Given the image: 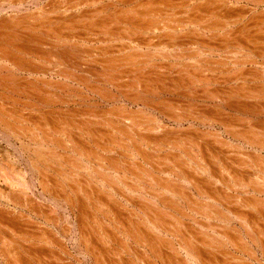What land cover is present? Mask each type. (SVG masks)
<instances>
[{
	"label": "bare ground",
	"instance_id": "1",
	"mask_svg": "<svg viewBox=\"0 0 264 264\" xmlns=\"http://www.w3.org/2000/svg\"><path fill=\"white\" fill-rule=\"evenodd\" d=\"M192 1L195 2L197 0H181V1H177V0H149V1H147V3L144 2L145 4L139 6V8L138 7L133 8L132 6H130V7H132V9L129 8L130 10H126V11H123L121 13L119 12L118 15H113L112 17H110V19L108 21H97L95 18L102 11L101 12L99 11L100 13L99 12L97 13V11L95 10L94 17L88 16V17H91V22L87 23L86 25H81V26H80L81 23H79V22H81L80 20L77 19L76 21H72V20H75V19L71 18L72 16L69 18V15L71 14V13L69 14V12L74 7L79 6L77 3L75 5L76 0H73L71 2V3H74V5H75L74 7L69 5V4H66V5L63 4L64 5V6L62 5L63 7H59V6L56 7V4H55V7H52L53 5H51V10L46 8V7H45L46 9L44 8V10H42L43 8L40 9L42 11L39 13V15L43 16V17H40V19H38L39 17L37 18L38 13L35 14L34 16H31V13H30V15L27 14L28 16H24V14H22L24 17H22V15L20 16L19 14L18 15L14 14V16L11 14L12 17H3L0 19V71H1V73H0V136H1L0 138L1 139L0 140L3 139L5 141H7V140H10L12 138L17 143H20L19 147L22 148L25 152H30L32 154V156L34 157L33 158L34 160L32 159L33 161H31V163H29V165H31L30 167H32L35 170L34 172H36V175H37V179L30 178L29 182H27L23 178L25 176V175L23 176L24 173L21 175V173H22V171H20L21 169L18 171L17 167H15L16 163L14 161L12 162L8 158L3 160V161L0 160V183H2L4 185V187L6 186L8 188V189H6L3 187H0V204L4 202L5 203L4 206L13 205L15 209H17V208L19 209L21 204H20L18 196L21 194H22V196L27 195L29 189H31L32 187L33 188L38 187V189L41 188V191H42L41 195H43L44 192H50V193H52V195L54 193V197H56L57 199H60V197L64 194L62 196L64 201H66L67 203H69L72 206L77 207V209L78 208L80 209V212H79L81 214V216H80L81 222L80 223L83 224L84 226L80 225V226H82V228H80V232L79 231L78 232L81 235V240H82L83 245H85L84 247H86V251L89 252L87 249V247L89 246L93 252H96L97 255H95V258L97 259V262L100 260L102 262V264L111 263V262H108V260H107L108 256L110 257V255L108 253H103L104 249H108V252L110 250V248H106V247H108V244H107L108 240H104L105 239L104 237L107 238V236L110 235V231L105 232V230H107L106 228H108V227H106L103 222L100 223V221H97V220L101 219V218L100 219L98 218L99 215H101L103 217H105V215H107V216L113 215L114 216L113 218L115 219L114 222L117 221L120 228H122L123 231L126 232L127 237L131 238L136 244L142 245L143 248H145V249L148 248L149 251H151V253L154 256L159 257L160 260L163 258L164 259L163 261L167 264H188V260H193L194 263L195 262L199 263V261H200L201 264H229L231 262L229 259L231 256L229 257L228 256L229 252H226L225 250L224 251L226 253L224 252L223 256H224V258L226 256L229 258H226L225 260L221 261V259L219 257L220 252H222L219 250L220 246L223 247V245L228 242V244H231V246L233 248H236L235 250H238L237 252L240 251L242 253L248 254L249 241H251V243H253V244H258V243L263 242L262 239H264V228H262L263 227L262 225L264 223L262 224L259 221L260 220L259 218L260 217L262 218V215L264 213V200L260 198L262 195H264V190H262L260 188V186L257 184V182H256L257 179H255V177H257L259 175L261 176V174H263L264 172L261 174H258V175L252 174V175H255V177L253 176L254 178L253 177L252 178H253V181L256 180L255 181L256 183H254L251 179H249L248 181L251 180L252 183L250 182L247 185V183H246V182H248L246 179L247 176H245L246 174L244 175L243 165H241L242 162L237 161L238 165L235 167H238V168L234 169V171H233L234 172L233 177L235 176V179H234L235 184L234 185L236 187L238 186V188L243 189L240 191V193H237L236 196L234 195L235 196L234 199H236V201L238 203V205H237L236 202L233 201V197L229 193L230 191H232V187L229 184H227L225 179H223V177H226V176H223L220 179L221 184H223L224 186L226 185L225 189H223V190H222V188L219 190L214 189V185H213L214 183L212 182V180H208V179L205 180V179H203V177L202 178L199 177V175L202 174V172H205V168H206L205 163L206 164L208 163L207 167H210L209 170L211 171V174H210L211 179H214V180L216 179V177H217L216 168L214 169L213 164H209V162H206L209 157L208 158L203 157V159H202L203 165H201V163H199L197 161V155L195 154L196 152L194 153V151H192L190 153L188 150H184V151H180L179 154H176V153L173 154V153L167 152V154L163 153V154H158L157 156H155L156 154H154L156 150H159L160 152H162V151L164 152L165 148L181 150L183 148L182 143H185V142L190 141V140L192 141V144L195 146V145H197L198 142L195 143L194 140L197 139L196 136H200V135H196L194 138L191 135V138H186L188 140L185 142L182 138L181 139L179 138V140H178V137L175 138L177 135H175L172 139H168V137L170 136L167 133V131H169L168 130L169 127H166L167 125L165 126L164 124L162 125L161 122L156 120V119H153V118L148 119L147 118L145 120H143V119L141 120V118L136 117V114L131 112L132 110L131 111L129 110L127 112L125 111V113L122 114V113H120V110H119V109H121V107L120 108L115 107L114 109H109V111L105 112V111H102L103 109L101 110L102 104H98V103H94V104H92V107H90L89 109H85L86 105H84V108H83V104H85L84 101L85 100L89 101L88 98H90V97H85V96L83 97L84 92L80 88H79L80 90H73L75 92H73V94H72V92H71L72 90L69 89V87L66 84H58V82H57V83H53V85H52L50 80H46V79L39 80V78H37V77H36V79H38V80H34V79L31 80V78L20 79V77L17 78L13 74V70H15L18 72H27V73L33 74L35 76L42 75L44 77L47 75H51V77H57V78L62 77V79H66V80L68 79V80L75 81V82L79 83L78 85H85L86 88H88L90 92H93L92 94L97 95V97L99 96V98L102 101H106L109 104L116 102L117 100H119V97H117L112 92H109L110 89L108 91L102 86H98V85L94 86L93 83L91 85H89L88 84V83H90L88 81L89 78H86L83 76H78L75 74V73H77L75 71L81 69L82 67H86L87 69L88 68L92 69L94 67L93 64L94 65L97 64V65H100L102 67V70L101 71H95L93 69L94 70L93 72L95 74V79H97L96 77H98V78H102L103 76L107 77L110 84L112 86H114V88L118 89V91L120 92L119 93L120 97L126 98L127 101H131L133 104L143 105L147 109L152 107L153 110L155 109L163 117L170 119V121H172L174 123L177 122V124L183 123L182 120L187 121L188 119H190V120L191 119H193V120L198 119V116H201V115H202V117H204L203 119H201L203 121L205 120V121L211 122V121L216 120L219 122L220 120H222V123L225 122L222 125L223 126L225 125L227 127L226 132H229V134H232V136L233 135L239 136V134H236V133H238L237 131H240V130H238L240 128H237V126L234 123H232L233 120L231 119L230 116H233V115L230 114L229 118H227L228 115H226L224 108H227V109L231 108V110L233 108H237L238 111H241V112L248 111L249 114H252V115L253 114H264V105H260V106H259V104L253 105L252 101H250L252 103L248 102V99H251V98L253 99V96L250 98V97H248L250 95H247V90L250 92L251 89L249 90V89L245 88V86H246L244 84L245 79H244V83H243L244 86L241 84L243 87L241 86L239 88L240 91L242 90V92H237L238 90L237 91L234 90L235 87H234V89L231 88L228 90H226L225 88L224 89L223 88L217 89V91L216 90L213 91L212 88H211V90H207L204 93L207 100H210L213 102L215 101L217 103L220 102L222 104V105H217L215 107V109H210L208 106H206L207 104L206 105L203 104V105H201V107L192 106V105H190L192 102L189 101L190 102L189 105L187 104L181 108L182 112L180 114L174 113L175 115H170L173 113L172 112L171 113L169 112L170 114L166 113V111H167L166 109H170V111H171L172 109L175 108V110H177L178 107H180L178 102L175 103L172 101L171 102L163 101V102H160L158 104H155L151 100L149 101L148 100L149 98L145 99L143 96H141V95L139 96V94H135V93L132 94L131 93V91L132 90L134 91V89H140V90L142 89V92H144L147 95L154 93L153 92L154 89L157 90V88L158 89L160 88V90H162V89L168 90V87L166 84L167 80L164 78L163 75H161L160 72L157 71L159 68L161 69L163 67V65H162V67H160L159 66L160 63H159L158 66H155V64H153V61H152L154 58L152 55L141 54L140 51H139L140 53H136V52H138V49L136 50V48L133 49L134 53L129 52V51H131V49L124 48V47H123L124 49H122V50L119 49L118 51L113 52L110 50V48L112 49V46H110V45H108V47H110V48H107V50L105 47L104 48L102 47L104 50H102L100 48L97 51L93 50L92 52H89V53H86V51H84V50H83V52H79L76 50L77 47H75L76 52L74 51V53L72 51H70L71 49L68 50L69 47L64 48V46H66L65 38H69V37H64V35L66 33L67 34L69 33L70 35H74L75 32H77V30L79 31V27H82V26L85 28L87 27V30L94 35H96V34L103 35V39L100 38L101 40H98V42H100L101 45H102V43L104 44L106 41H114V40L115 41H121V40L126 41L127 40L126 42H124V44L127 43L126 46H128V45L132 46L133 43L135 45V43H137L139 40L137 42L134 41L135 38L132 36H133L134 32L137 30L142 31L144 29V31L146 30L150 33V32L159 31V28L161 27V30L167 29V30H171V31L175 32L176 31V29L174 27L175 25L173 26L174 28H171L170 21L171 22L173 21V24H177L176 26H178V23H180V22L175 20V19L174 20L168 19L170 21L161 20L162 14L160 15L156 12L159 10V9L155 10V9H157L156 7H166V8H170V9H173V7L174 8H176V7L177 8L178 7H182V8L185 7L186 8L188 6V4ZM198 1H201V0H198ZM6 2H8V1H6ZM81 2H83V1H81ZM23 3L25 4V0H20L19 5H17L18 3L16 1V2H14V4H11V7L15 8L17 11H20L22 9ZM83 3H85V1ZM209 3L207 2V4H209ZM211 3H213V2H211ZM217 4H219V3H217ZM15 5H17V6H15ZM211 5H213V4H211ZM69 6H71L72 8H70ZM134 6H136V5H134ZM20 7H21V9H20ZM106 7H107V5H106ZM202 7L203 6H201V11H202ZM242 7H244V6H242ZM35 8H37V7H35ZM38 8H39V6H38ZM62 8H63V10L65 9V14L63 16L59 17L57 15H54V17L57 16L59 18L58 19L57 18L56 19L50 18L53 13L59 15L58 10H61ZM211 8H213V7H211ZM224 8H225V6H224ZM197 9L200 11V8H197ZM40 10L37 9V11H40ZM81 10H83V9H81ZM102 10H103V8H102ZM211 10H213V9H211ZM215 10L216 9L214 7V11ZM245 10H246V8H245ZM28 11L29 10H27V12ZM46 11L48 13H46ZM176 11H177V9L174 12H176ZM161 12H162V10H161ZM6 13H8V12H6ZM48 14H49V16H47ZM81 14H83V13H81ZM85 14H86L85 16H87V13H85ZM106 14H108V13H106ZM61 15H62V13H61ZM79 15L80 14H78V16ZM89 15H91V14H89ZM80 16L78 18H82V17L85 18L84 15L82 17H80ZM215 16L216 15L212 11H210V10L205 11L204 10L203 14H201L199 16H197V15L193 16L192 23H194L196 25L206 23V24H208L207 27L210 28V30L215 31V30H218V28H219L218 25L216 23L210 22L211 18H213ZM108 17H109V15H108ZM73 18H74V16H73ZM82 20H83V18H82ZM83 21H85V20H83ZM218 22H220V21H217V23ZM185 24H186V22H185ZM57 25H60V27H57ZM258 27H259V29H261V21L258 22ZM177 28H179V26ZM204 28L205 27H203V29ZM252 28H254V27H252ZM255 29H257V28H255ZM201 33H203V31H201ZM42 34H47V36L49 35L48 39H46V40L43 39L44 37L43 38L41 37ZM92 34H90V35H92ZM179 34H181V32ZM158 35H160V34H158ZM197 35L199 36V33ZM214 35H212V37H214ZM234 35H236V34H234ZM241 35H242V33H241ZM190 36L191 35L189 34V37ZM195 37H196V35H195ZM154 38H155V36H154ZM170 38H172V37H170ZM183 38L181 40H183ZM229 38H228L227 44H226L227 47H228V43H229ZM195 40H197V39H195ZM206 40H208V39H206ZM213 40H214V38H213ZM215 40H216V38H215ZM254 41L256 42L257 40L255 39ZM141 42H142V40H141ZM185 42H189V40L185 41ZM77 43L78 42H76V44ZM111 43L113 44V42H111ZM204 43L207 44L206 41ZM213 43L215 44L214 41H213ZM195 44L196 43H194V45ZM33 45H36V46H33ZM209 45H211V44H209ZM38 46H41V47H38ZM45 46H47V48H49V49H46ZM138 46L140 47L139 48L140 50L142 49V52H143V48L144 49L146 48V46H140V45H138ZM149 46H151V45H149ZM160 46L162 47V44ZM211 46H212L211 48L214 47L213 45H211ZM234 46L235 45H233V47ZM252 46H254V44ZM113 47H114V45H113ZM134 47H137V46L135 45ZM229 47H231V46H229ZM238 47H240V46H238ZM43 48L46 50H44ZM246 48H248V47H246ZM190 50H192V49H190ZM235 51H237V50H235ZM148 52H149L148 50H147V52L145 51V53H148ZM203 52L205 53V51H203ZM176 55L177 54H175V57H176ZM89 60H90V65L87 64L89 62ZM151 61H152V64H151ZM235 62H237V61H235ZM4 66L7 67L6 68L7 70L9 68H12L13 70L10 69V70H8L9 72H6L5 68H3ZM168 67L169 66H167L166 68H168ZM164 69H165V67H164ZM195 69H196V67L192 66V67H188L187 70L180 71V73L177 72L179 74L178 75L179 78H178V81H176V82H178L182 87H184L186 89L189 87L191 88V86L195 82L197 84L199 82H201L199 79L203 76H201V75L198 76V73H196L197 71H195ZM168 70H170V69H168ZM172 71H173V69H172ZM247 71H248V69H247ZM90 73H91V70H90ZM166 75H167V73H166ZM124 77L132 78L134 83L131 80V82L133 84L128 85V87H126V84H124L122 82ZM239 77L240 76H237V78H235V80L241 78V77L240 78ZM130 78H129V80H130ZM210 79L211 78H207V76H205V78L201 79L202 80L201 84L204 82L208 83L207 81H210ZM197 80H199V82H197ZM104 84L105 83H103V86H104ZM181 86L177 85V89H179L178 87H181ZM46 87H50V89L53 87L54 89L52 88V90H55V91L61 90L62 93L56 95L54 92L48 91L49 90L48 88H47L48 90L46 89L48 91L47 92V91H45ZM73 87L75 88V86H73ZM184 88H182V89H184ZM197 88H198V86H197ZM125 89H127V90H125ZM137 92H139V91L137 90ZM173 92H174V90H173ZM176 92H177V90H176ZM52 93L55 95H53ZM260 93H261V91H260ZM189 94L191 96H193L192 95L193 93L192 94L189 93ZM251 94H253V93L251 92ZM88 96H89V94H88ZM205 96L203 98H205ZM73 97H74V99H73ZM145 97H146V95H145ZM22 98H25V100H27L28 103L26 105L25 104L22 105V103H23V102H21ZM71 98L73 101L71 100ZM75 98L78 100L77 103L80 100V103L78 104L80 106L79 107L77 106L78 108L76 107V110H71L72 109L71 108L69 110L66 109L63 111L53 112V111H55L54 108L56 106L58 107V105H60L61 107L64 106V108H65V106L66 107L71 106L72 102H74V104H76ZM187 98H190V97H187ZM254 98L257 99V97H254ZM30 100H33L35 103H33ZM102 101H101V103H102ZM56 110H57V108H56ZM241 112H239V113H241ZM194 115H198V116L194 117ZM243 115H245V114H243ZM233 117H234V119H237L236 116H233ZM247 117H248V115H247ZM247 117H245V118H247ZM251 119H249V120L252 121ZM249 120H248V122L251 123ZM244 121L247 122V120H244ZM210 122H209V124H210ZM242 122L243 121H241V123ZM263 123H264V121H263ZM236 124L239 125V123H236ZM104 125L107 128L113 129V132L112 131L110 133L105 132L103 130ZM181 127H182V125H181ZM256 127H258V126L256 125ZM236 128H237V131L235 130ZM244 129L246 130V128H244ZM261 129L264 131V124H263V128H261ZM191 130H192V128H191ZM114 131H115V133L122 136L121 140L119 137H117L119 135L115 134ZM199 131L200 130H198V132ZM254 131L255 130L253 127L252 128L248 127V129L244 132V134H247V137L250 140V142H249V140H247L248 142L246 144H249L251 148L253 146H256L259 149H262L264 151V133H261V135L257 136ZM158 132H164V133H163V135H160V134H157ZM193 133H194V131H193ZM201 133H202V131H201ZM195 134H196V132H195ZM210 134H211V132H210ZM135 135L138 136L137 138H139V140H136ZM58 136L66 137L68 143H66L64 140L60 141L57 138ZM213 136H215V135H213ZM244 136H246V135H244ZM85 138H88V140L91 139V142H94V145L96 146L97 149L96 148H95L96 150H93L92 148L87 149L89 147V145L87 147V144L85 141L87 139H85ZM198 138H200V137H198ZM202 138L205 139V136L201 137V139H197V140H199L200 146H201L200 142L201 143L203 142ZM248 138H246V139H248ZM192 139H194V140H192ZM180 140H183V141H180ZM210 140H211V137H210ZM244 142L245 141H243V143ZM8 143H9V145L12 146V144L10 142H8ZM189 143L190 142L185 143V145L189 144ZM203 143L205 144V142H203ZM217 143H220V146H221V144L222 145L225 144V142L222 140L218 141ZM112 145H119V146H121V148H125V149L132 148V150H135L137 152L136 154L141 155V159L143 160L144 163H146L148 166H150V169H157L160 172L161 176L163 175L166 178H159V179L153 178L154 177L153 171L143 167L141 165V162H140V165H137L134 162L126 161L127 158H125L124 159L125 161H123L124 163L122 162V164H121L120 163L121 160H119V159L118 160L114 159V158L108 159V163H109L108 165L115 168L113 170H115L116 173L119 171L118 168H120L123 165L125 167V174H129L133 178L134 177H135V179L137 178L138 181H143V183H144L145 179H150V180L154 179L153 181H155L157 183V186L159 188L167 190L169 192H172L173 194H176V196L178 195L179 197L186 198V199L192 198L191 197L192 194L190 196L189 192L185 191V189L179 183H183V182L187 181V183L189 182L191 185H193L195 187L194 190L197 192L199 197H201L203 195H207V196L209 195V196H212L213 199L215 197H217L218 201L224 202L225 208H226L227 212H229L230 214L225 213V214L219 215L220 213H218L217 215L216 214L212 215L214 210H212V207H210L211 205H209V206H208V204H200L199 205V204H197V202H195L196 200L194 201L193 198H192L193 202L190 201V199H189V202L191 204H193V207L188 206L190 208V210L194 211V210H200L201 209L200 211L203 212L202 216H206L208 213L207 216H209V218H212L213 216L214 217L218 216L219 218L224 217V219L227 221V223H224V225L220 229V231H217L216 227L214 225L209 226V224H208L206 226L205 223H202L203 224L202 225L200 223L198 224L199 221H195L198 224L199 228L196 227L197 229H194V227L191 228L192 226L189 225L183 231H180L178 228L175 229V227H178V226H175L174 222L171 221L170 215L166 214L167 212L166 213H163L164 211L160 212L162 210H160V211L158 210L159 212L155 211L154 208H152L150 206L151 204L152 205L154 204L152 202L150 204V203H147L146 201H145V203H140V201H139V202L135 203L136 205L133 202L134 205H132V206H133L134 210L133 209L131 211L129 210L130 212L128 211L127 207L123 208L120 204H118V202H116L114 200V198L110 194L106 195L105 190L101 189V187L105 188L108 185H112L113 183L111 181L112 179L111 180L109 179L108 174L106 175L100 169L101 166L103 167V165H101L103 163L100 164V162H99V160L101 161V159H102L100 157L99 149L102 148V149L106 150L105 148L109 149V148H111ZM185 145H184V147H185ZM67 146L68 147L70 146V148L73 150V152H75L76 155H78L81 159H87L88 162H89L90 158L97 160V162L94 163L95 166L93 168L92 173H87V176H85L83 174L78 175L75 172L73 173L74 169L75 170H79V169L83 170L84 163L82 161L81 162L77 161L78 156H77V159L71 158V156L70 157L66 156V150L68 149ZM143 146L148 147V149L151 148L150 153L145 152L146 150L144 152H142ZM19 147L15 146V149L17 151L18 157L22 158L23 152L21 151V149ZM223 147H224V149H223V151H224L225 146H223ZM57 149H61L62 151H64V153H61V152L58 153ZM208 149H209V147H208ZM208 149H207V151L210 152ZM221 149L222 148H220V150ZM241 149H243V148L241 147ZM132 150H130V151H132ZM109 151H112V150H109ZM109 151H106V152H109ZM231 151H234V149H231ZM240 151H242V150H240ZM113 152L115 153V151H113ZM127 152H128V150H127ZM181 152H183L184 155ZM227 152H229V151L227 150ZM236 152H237V150H236ZM218 153H219V151H214V152L206 154V155L210 156L211 161L212 160L218 161L217 160L219 158ZM231 154H232V152H231ZM244 155H246L247 158H249L250 160H254V158H256L255 157L256 154L254 156H252L253 154L251 155L249 153H245ZM221 156H223V155H221ZM186 157L188 158V160ZM198 157H200V156H198ZM228 157H230L229 154H228ZM103 158H105V157H103ZM238 158H240V157H238ZM259 158L262 160V156H260ZM234 159H236V158H234ZM257 159H258V157H257ZM27 160H26V162H27ZM242 160H243V158H242ZM22 161L20 163H22ZM188 161L195 162V164H197V167L195 168V166L191 165ZM259 161L260 160L258 159V163H259ZM16 162H17V160H16ZM253 162H255V161H253ZM223 165H221V166H223ZM250 165H253V164L250 163ZM96 166H98V167H96ZM250 167H252V166H250ZM254 167H255V165H254ZM258 167L259 166L256 165V168H258ZM217 168H219V167H217ZM222 169H221V171H222ZM246 169H247V167H246ZM71 170H73V171H71ZM251 170L252 169H250V171ZM259 170H261V167L259 168ZM108 171H110L109 168H108ZM250 171H248V172L250 173ZM253 171H255V170H253ZM260 172H262V170ZM220 174L221 173H218L219 176L223 175V174H221V175ZM26 175H27V173H26ZM124 179L129 181L131 178L130 179L124 178ZM60 180H62V182H60ZM131 184H128V182H125L123 185H125L128 189H134V191L139 189L138 187L133 188V185H131ZM260 184H262V183H260ZM140 185L142 186V184H140ZM143 186L145 187V184H143ZM250 186H252L251 189L254 191V196H251L252 197L251 199L250 198L245 199L243 196L250 191L249 189H248L249 190L248 191L246 189V187H250ZM186 189H189V188H186ZM235 189H237V188H235ZM67 190H69V191H67ZM233 190H234V188H233ZM144 191H147L148 193H150L148 191V189H146ZM137 192H138V190H137ZM139 192H140V190H139ZM156 194H158V193H156ZM124 195H125V193H124ZM25 197H27V196H25ZM160 198H158V199H160ZM154 199L157 200L156 197H154ZM166 199L165 200L162 198L160 199L166 208L179 209V206H178L179 204H176L175 202H173L172 199L170 201L169 200L166 201ZM171 202H172V204H171ZM139 203H140V205H138ZM70 205H67V206H70ZM34 208H36V207H34ZM250 208L255 210L256 214L254 213V215H251L254 211L252 213H247L248 209L251 210ZM92 209L94 210V212H91ZM135 209L140 211L142 213V216L140 214H138L137 212H134ZM124 211H126L130 214L126 216L125 214H123ZM208 211H210V212H208ZM214 213H215V211H214ZM229 215H231V216H229ZM7 216H8V214H7ZM7 216L3 212L0 213V219L3 220L5 225L12 224L11 223L12 220L9 219ZM89 219L90 220L92 219L93 222L97 221L99 223V225L101 224L100 225V228H101L100 231H102V232L94 231L95 230L94 228L92 230L90 228V231H89V229L87 228V226L90 225ZM111 219H112V217H111ZM111 219H110V221L113 220V219L112 220ZM233 219H237V221H239L240 229L235 227V226L229 227V225H231L230 222L233 221ZM48 221H49V219H48ZM178 222H179V225L181 223V224H183L182 226H184V227L187 225V224L183 223L184 221L182 222L180 220ZM2 224L0 226H2ZM226 224H228V226H226ZM208 226H209V229H212L214 232H209V233L205 234V232H207L205 230L208 229ZM12 227H13V225H12ZM12 227H9V228H12ZM113 227H115L114 224H113ZM2 228L4 229L3 226H2ZM36 228H38V227H36ZM98 228H99V226H98ZM7 229H8V227H7ZM15 229H14V231H15ZM200 229H204V232H203V230L199 231ZM116 230H115V232H116ZM151 230H155V232L156 231L157 232L162 231L164 233H167L177 243L169 240L170 241L169 245L166 246V244L164 243L165 241L161 240L159 238V236L156 237V236L151 235ZM171 230H174V231H171ZM241 230H244L245 234H242ZM2 231L0 233H2ZM8 231H10V233H11L13 231V229H11V230L8 229ZM8 231H7V233H8ZM65 231H67V230L65 229ZM123 231H121V232H123ZM124 232H123V234H124ZM14 233H15L14 237H16V236L21 235L22 231L17 228V230L15 232H12V234H14ZM51 233H49V234H51ZM103 233H104V235H103ZM106 233L108 234L107 236H105ZM214 233L219 235V238L214 237ZM5 234H6V232H5ZM5 234H4V236H2L3 233H2V235L0 234L2 236V237H0V239H1L0 243L3 245V249H4L3 250L4 252L1 251V252H3L1 254L3 256L8 255V256L13 257L12 258V260H13L12 264H28L25 262V260L22 261L20 259V257H18L19 252L21 250H19L20 248H19L18 244H16L17 240L15 242V240H13L12 237H7V236H5ZM34 235H35L34 237L38 238L42 242H47V243L52 242L51 238H49L47 236L48 233L47 234L42 233L41 235H38V234L36 235L34 233ZM55 239L56 238H54V240ZM54 240H53V242H54ZM115 240L117 241L118 239L115 238ZM119 240H120V238H119ZM57 241H58V239H57ZM221 242H222V245H221ZM60 245H62V244H60ZM101 245H103L102 246L104 248L103 250L101 249ZM122 245H124V244L122 243ZM120 247H122V246H120ZM125 247L123 246L124 250H125ZM163 247L169 248V250H168L169 253L164 252L165 250L162 251ZM263 248H261V250ZM128 249L130 250V248H128ZM145 249L143 251H140V252L143 253L144 255L143 254L142 255L145 256V258H146L147 251ZM258 249H259V247H258ZM53 252H55V251H53ZM66 252H67V250H66ZM181 252L185 256V259L182 258L183 260L181 258H179V254ZM162 254H164V255H162ZM229 255H231V253H229ZM251 255L249 254L250 257H251ZM113 257L114 256H112V258H109V260H112ZM140 257H141V254H140ZM23 259H25V258H23ZM96 259L94 261H96ZM121 259L122 260H120V261H121V263H123L124 259L123 258H121ZM141 259L143 260L144 258H141ZM76 260H78V259H76ZM255 260H257V258ZM39 261H40V259H39ZM259 261L260 260H257L258 263H259ZM101 262H100V264H101ZM114 262H117V260H115ZM239 262H238V264H239ZM43 263H45V262H43ZM47 263H48V261H47ZM8 264H11V263L8 262ZM61 264H62V262H61ZM124 264H128V263H124ZM146 264H147V262H146ZM149 264H152V263H149ZM231 264H233V263H231Z\"/></svg>",
	"mask_w": 264,
	"mask_h": 264
},
{
	"label": "rangeland",
	"instance_id": "2",
	"mask_svg": "<svg viewBox=\"0 0 264 264\" xmlns=\"http://www.w3.org/2000/svg\"><path fill=\"white\" fill-rule=\"evenodd\" d=\"M8 1V2H6ZM17 1V5H19V2L20 0H0V19L3 18V17H12V15L14 16L15 15H22L24 14V16H28L30 15L31 13V16H34L35 14H37V18L40 19V17H43V16H40L39 13L44 10V8H48L51 10V5H53L52 7H55V4H56V7L59 6V7H63L64 5L66 4H69L71 6H75L76 3L79 5L77 7H74L70 12H69V18L71 17L72 19H75V20H72V21H76L77 19L80 20L81 25H86L87 23L91 22V17H88V16H93L94 17V14H95V10L97 11V13L100 11H102L98 16H96V20L97 21H108L110 19V17H112L113 15H118V13L120 12H123V11H126V10H130L133 8H139V6L145 4L144 2L147 3V1L149 0H76L75 2V5L74 3H71L73 0H25V4L23 3V6H22V9L20 7V11H17L15 8H12L11 7V4H14V2ZM53 1V2H52ZM57 1V2H56ZM81 1H85V3L81 2ZM122 1V2H121ZM132 1V2H131ZM177 1H181V0H177ZM215 1V2H214ZM201 0V1H192L188 4V6L185 8V7H176L173 9H170V8H166V7H156L157 9L155 10H158L156 11L158 14H162L161 16V20H164V21H167L168 19H171V20H177L179 21L180 23H178V26L179 28H177L178 26H176L177 24H173V21L171 22L170 20V25H171V28H174L176 29L175 32L171 31V30H167V29H163L161 30V27L159 28V31L157 32H148V31H144V29L141 31V30H137L134 32L133 36L134 37V41H138L137 43H135V45L137 47H134V43L132 44V46H126V44H124V42L126 41H106L104 44L102 43V45L100 44V42H98V40H101L103 39V35H99V34H92L91 32H89L87 30V27H79V31L77 30V32H75L74 35H70L69 33L65 34L64 37H69V38H65V42H66V46H64V48H68L71 49L70 51H72L74 53V51L76 52L79 51V52H83L86 51V53H89V52H92L93 50L94 51H97L99 50L100 48L102 50H104L103 48L105 47L106 50L107 48H110L108 47V45L112 46V49L110 48L111 51L113 52H116L118 51L119 49L122 50L124 48H129L131 49V51L129 52H133L136 48V50L138 49V52L136 53H140L141 54H150L152 55L154 58H153V64H155V66H159L163 67L160 69H158L157 71L161 73V75L164 76V78L167 80L166 81V84H167V87H168V90H160V88L158 89L157 87V90L154 89V93H151V94H145L144 92H142V89H134V91L132 90L131 93H135V94H139V96H143L145 99H148L149 101L151 100L153 103L155 104H158L160 102H163V101H169V102H178V104L180 105V107H178L177 110L172 109L170 111V109H166V113H173V114H170V115H175V114H180L182 111H181V108L184 107L185 105H189L190 102H192L190 105L192 106H198V107H201V105H206L208 106L210 109H215V107L217 105H222L220 102H213V101H210V100H207L206 96L204 95V93L207 91V90H211V88L213 89V91H217V89H235L234 90H238L237 92H242V90L240 91V87L244 84L246 85L245 88L247 89H251L250 92L247 90V95H250L248 97H252L253 96V99H248V102L252 103L253 105L255 104H259L260 105H264V0ZM259 3L257 4L256 2ZM12 2V3H11ZM64 2V3H63ZM69 2V3H68ZM124 2V3H123ZM126 2V3H125ZM201 2V3H200ZM207 2L213 4L211 5L210 3L207 4ZM6 3V4H5ZM194 3V4H193ZM196 3V4H195ZM207 5H206V4ZM219 3V4H217ZM64 4V5H63ZM158 4V3H157ZM204 4V5H203ZM221 4V5H220ZM3 5V6H2ZM15 5V6H17ZM63 5V6H62ZM107 5V7H106ZM112 5V6H111ZM136 5V6H134ZM190 5V6H189ZM200 5V6H199ZM206 5V6H205ZM209 5V6H208ZM217 5V6H216ZM39 6V8H38ZM71 6H69L70 8H72ZM87 6V7H86ZM132 6V7H130ZM201 6L202 7V11H201ZM208 6V7H207ZM225 6V8H224ZM241 6V7H240ZM244 6V7H242ZM34 7V8H33ZM37 7V8H35ZM41 7V8H40ZM50 7V8H49ZM86 7V8H85ZM105 7V8H104ZM189 7V8H188ZM196 9H195V8ZM210 7V8H209ZM213 7V8H211ZM214 7H215V11H214ZM11 8V9H10ZM31 8V9H30ZM43 8V9H42ZM45 8V9H46ZM103 8V10H102ZM130 8V9H129ZM197 8H200V11L197 9ZM246 8V10H245ZM29 10L27 12V10ZM33 9V10H32ZM40 10V11H37ZM83 9V10H81ZM177 9L176 12H174L175 10ZM180 9V10H179ZM213 9V10H211ZM250 9V10H249ZM23 10V11H22ZM31 10V11H30ZM63 8L61 10H58L59 11V15L58 14H52V16L50 18L52 19H58L60 16H63L65 14V9L63 10ZM162 10V12H161ZM204 10H210L212 11L216 16L211 18V23H216L218 25V30H215V31H212L210 30V28L207 27L208 24L204 23V24H194L192 23V18L194 15H201L204 13ZM236 10V11H235ZM262 12H261V11ZM82 11V12H81ZM92 11V12H91ZM105 11V12H104ZM108 11V12H107ZM115 11V12H114ZM161 13H160V12ZM224 11V12H223ZM230 11V12H229ZM250 11V12H249ZM8 12V13H6ZM62 15H61V13ZM94 12V13H93ZM117 12V13H116ZM197 14H196V13ZM202 12V13H201ZM216 12V13H215ZM232 12V13H231ZM46 13H48L46 11ZM58 13V12H57ZM67 13V12H66ZM83 13V14H81ZM87 13V16H85ZM108 13V14H106ZM187 13V14H186ZM190 13V14H189ZM201 13V14H200ZM218 13V14H217ZM223 13V14H222ZM261 13V14H260ZM12 14V15H11ZM28 14V15H27ZM78 14H80L79 16L82 17L83 15L85 16L82 17V18H78ZM91 14V15H89ZM103 14V15H102ZM106 14V15H105ZM193 14V15H192ZM248 14V15H247ZM259 16H258V15ZM6 15V16H5ZM54 15H57L59 17H54ZM109 15V17H108ZM111 15V16H110ZM225 17H224V16ZM22 15V17H24ZM49 16V14L47 15ZM74 16V18H73ZM184 16V17H183ZM218 16V17H217ZM221 16V17H220ZM76 17V18H75ZM244 17V18H243ZM88 18V19H87ZM98 18V19H97ZM105 18V19H104ZM189 18V19H188ZM220 18V19H219ZM180 19V20H179ZM257 19V20H256ZM260 19V20H259ZM238 20V21H237ZM217 21H220L217 23ZM261 21V29H259L258 27V22ZM93 22V21H92ZM186 22V24H185ZM189 24H188V23ZM257 22V23H256ZM263 22V23H262ZM254 23V24H253ZM185 24V25H184ZM210 24V23H209ZM252 24V25H251ZM256 24V25H255ZM175 25V26H174ZM189 25V26H188ZM201 25V26H200ZM223 25V26H222ZM242 25V26H241ZM254 25V26H253ZM174 26V27H173ZM221 26V27H220ZM57 27H60V25H57ZM203 27H205L203 29ZM254 27V28H252ZM224 28V29H223ZM257 28V29H255ZM86 29V30H85ZM197 29V30H196ZM220 29V30H219ZM82 32H81V31ZM85 30V31H84ZM187 30V31H186ZM258 30V31H257ZM261 30V31H260ZM140 31V32H139ZM163 31V32H162ZM167 31V32H166ZM201 31H203V33H201ZM206 31V32H205ZM88 32V33H87ZM181 32V34H179ZM193 32V33H192ZM212 32V33H211ZM215 32V33H214ZM248 32V33H247ZM137 33V34H136ZM148 33V34H147ZM176 33V34H175ZM186 33V34H185ZM199 33V36L197 35ZM206 33V34H205ZM215 35H214V34ZM221 33V34H220ZM242 33V35H241ZM258 33V34H257ZM92 34V35H90ZM139 34V35H138ZM141 34V35H140ZM153 34V35H152ZM160 34V35H157ZM170 34V35H169ZM189 34L191 35L189 37ZM196 37H195V35ZM202 34V35H201ZM210 34V35H209ZM236 34V35H234ZM44 35V36H43ZM137 35V36H136ZM148 35V36H147ZM166 35V36H165ZM168 35V36H167ZM172 35V36H171ZM193 35V36H192ZM201 35V36H200ZM212 35H214V37H212ZM231 35V36H230ZM244 35V36H243ZM49 36V35H48ZM48 36L47 34H42L41 37L43 39H48ZM153 36V37H152ZM155 36V38H154ZM182 36V37H181ZM230 38H229V37ZM243 36V37H242ZM250 36V37H249ZM253 36V37H252ZM263 36V37H262ZM46 37V38H45ZM172 37V38H170ZM184 37V38H183ZM248 39H247V38ZM258 39H257V38ZM77 38V39H76ZM101 38V39H100ZM108 38V37H107ZM147 38V39H146ZM158 38V39H157ZM168 38V39H167ZM170 38V39H169ZM180 40H179V39ZM183 38V40H181ZM202 38V39H201ZM214 38V40H213ZM216 38V40H215ZM229 38V43H228V47H227V40ZM257 40L256 42L254 41L255 39ZM86 39V40H85ZM110 39V38H109ZM165 41H164V40ZM173 39V40H172ZM197 39V40H195ZM208 39V40H206ZM225 39V40H224ZM260 39V40H259ZM69 40V41H68ZM83 40V41H82ZM142 40V42H141ZM155 40V41H154ZM169 40V41H168ZM189 42H185V41H188ZM202 40V41H201ZM210 40V41H209ZM75 41V42H74ZM167 41V42H166ZM207 42V44H205L204 42ZM213 41L215 42V44L213 43ZM238 41V42H237ZM248 41V42H247ZM254 41V42H253ZM260 41V42H259ZM46 42V41H45ZM76 42H78L76 44ZM113 42V44L111 43ZM154 42V43H153ZM174 42V43H173ZM185 42V43H184ZM210 42V43H209ZM236 42V43H235ZM99 43V44H98ZM139 43V44H138ZM142 43V44H141ZM145 43V44H144ZM148 43V44H147ZM166 43V44H165ZM194 43H196L194 45ZM213 43V44H212ZM221 43V44H220ZM234 43V44H233ZM239 43V44H238ZM81 44V45H80ZM159 44V45H158ZM162 44V47L160 46ZM200 44V45H199ZM213 45L214 47L211 48ZM235 45L233 47V45ZM251 44V45H250ZM254 44V46H252ZM68 45V46H67ZM105 45V46H104ZM114 45V47H113ZM121 45V46H120ZM123 45V46H122ZM146 46V48L144 49L143 48V52H142V49L140 50L139 46ZM151 45V46H149ZM157 45V46H156ZM190 45V46H189ZM194 47H193V46ZM204 45V46H203ZM223 45V46H222ZM33 46H36V45H33ZM71 46V47H70ZM116 46V47H115ZM120 46V47H119ZM186 46V47H185ZM192 46V47H191ZM206 46V47H205ZM226 46V47H225ZM231 46V47H229ZM240 46V47H238ZM38 47H41V46H38ZM46 49H49L47 48V46H45ZM75 47L76 50H75ZM85 47V48H84ZM103 47V48H102ZM124 47V48H123ZM160 47V48H159ZM164 47V48H163ZM169 47V48H168ZM186 49H185V48ZM248 47V48H246ZM73 48V49H72ZM98 48V49H97ZM183 48V49H182ZM224 48V49H223ZM44 49V48H43ZM44 49V50H46ZM60 49V48H59ZM82 49V50H81ZM192 49V50H190ZM147 50L149 51L148 53H145V51L147 52ZM162 50V51H161ZM237 50V51H235ZM88 51V52H87ZM140 51V52H139ZM153 51V52H152ZM205 51V53L203 52ZM232 51V52H231ZM234 51V52H233ZM156 52V53H155ZM166 52V53H165ZM182 52V53H181ZM257 52V53H256ZM259 52V53H258ZM134 53V52H133ZM158 53V54H157ZM163 53V54H162ZM179 53V54H178ZM213 53V54H212ZM243 53V54H242ZM168 54V55H167ZM175 54L176 57H175ZM191 54V55H190ZM194 54V55H193ZM196 54V55H195ZM237 54V55H236ZM263 54V55H262ZM236 55V56H235ZM188 56V57H187ZM193 56V57H192ZM196 56V57H195ZM220 56V57H219ZM222 56V57H221ZM235 56V57H234ZM195 57V58H194ZM239 57V58H238ZM236 59V60H235ZM207 60V61H206ZM234 60V61H233ZM240 60V61H239ZM152 61H151V64H152ZM237 61V62H235ZM155 62V63H154ZM204 62V63H203ZM208 64H207V63ZM180 63V64H179ZM226 63V64H225ZM241 63V64H240ZM88 65H90V60L89 62L87 63ZM185 64V65H184ZM202 66H201V65ZM220 64V65H219ZM222 65V66H221ZM93 68L91 69H87L86 67H82L81 69L79 70H76L75 73L76 75L78 76H83V77H86V78H89L88 81L90 83H88L89 85H91L92 83L95 85H98V86H102L104 87L106 90L110 91L109 92H112L113 94H115L117 97H119V100H117L116 102H113V103H107L106 101H102L99 96L97 97V95L95 94H92L93 92H90L88 88H86L85 85H78L79 83L75 82V81H72V80H66V79H62V77L60 78H57V77H51V75H47V76H42V75H39V76H35L33 74H30V73H27V72H18V71H15L13 70L12 68H9L8 70H13V74L20 79H28V78H31V80H38L36 79L39 78V80H50V82L52 83H57L58 84H66L69 89H71L72 91V94L73 90H83L84 94H83V97H90L88 98L89 101H84L85 104H83V108H84V105L85 106V109H89L90 107H92V104L94 103H98V104H102L101 105V110L102 111H109V109H114L115 107L116 108H120V113L124 114L125 111H131L133 112L134 114H136V117H139L141 118V120H145V119H156L158 121L161 122V124L163 125H167L166 127H169L167 131V133L171 136L168 137V139H172L175 135H177L175 138L178 137V140L179 138L183 139L184 142L187 141L188 139L186 138H191V135L192 137L194 138L196 135H200V136H196L197 139H201V137L205 136V139H203V142H205V144L202 142H200L201 146L199 145V140H194L195 143H197V145H193L192 144V141H187L185 143H188L190 142L189 144H186L185 143H182L183 144V148L181 150H175V149H170V148H165V151L163 152H160L159 150H156L154 154H156L155 156H157L158 154H167V152L169 153H173V154H179L180 151H184V150H188L190 153L192 151H194V153L197 155V161L199 163H201V165H203V157L205 158H208V160L206 162H209V164H213V168L215 169L216 168V171H217V177L216 179H211V171L209 170L210 167H207L208 163L206 164L205 163V172H202V174L199 175V177H203V179H208V180H212V182L214 183V189H225V186L223 184H221L220 182V179L223 177V176H226V177H223V179H225V181L227 182V184H229L231 187H232V191H230V195L233 197V201L236 202V204L238 205L236 199H234V197L237 195V193H240L241 190H243L242 188H238V186L236 187L234 184H235V176L233 177L234 175V169L238 168V167H235L237 166V161L239 162H242L241 165H243V170H244V175L247 176L246 179L247 181L249 179H251L253 181V178L255 177V175H258V174H261L264 172V151L262 149H259L258 147L256 146H253L252 148L250 147L249 144H246L249 140V138L247 137V134H244V132L248 129V127L250 128H254V132L256 133V135H261V133H264V131L261 129L263 128V121H264V114H249L248 111H244V112H241V111H238L237 108H233L231 110V108H224L225 109V112H226V115L227 118H229L230 114L233 115V116H236L237 119H234L233 116H230L231 119L233 120L232 123H234L237 128H240L238 130L240 131H237V128L235 129L238 133L236 134H239V136H232V134H229V132H226V129L227 127L222 124V120H220L219 122L218 121H203L201 119H203L204 117L201 116H198V115H194V117H197L198 116V119H188L187 121L185 120H182L183 123H178L177 122H172L170 121V119H167L165 117H163L159 112H157L155 109L153 110L152 107L150 108H145L143 105H140V104H133L131 101H127L126 98H123V97H120V92L118 91V89L114 88V86H112L110 84V82L108 81V78L103 76L102 78H98L96 77L97 79H95V74H94V70L95 71H101L102 70V67L100 65H94L93 64ZM167 66H169L168 68H166ZM196 67L195 71H197L196 73H198V76L201 75L203 77H201L199 80L202 82L201 79L205 78V76H207V78H211L210 81H207L208 83L204 82L201 84V82H199V80H197V82H199L198 84L195 82L191 88H184L182 87L178 82V78H179V74L180 71H184V70H187L188 67ZM207 66V67H206ZM229 66V67H228ZM165 67V69H164ZM198 67V68H197ZM224 67V68H223ZM3 68H5V71L6 72H9L6 68V66H4ZM101 68V69H100ZM245 68V69H244ZM253 68V69H252ZM86 69V70H85ZM94 69V70H93ZM99 69V70H98ZM167 69V70H166ZM170 69V70H168ZM173 69V71H172ZM248 69V71H247ZM84 70V71H83ZM90 70H91V73H90ZM162 70V71H161ZM164 70V71H163ZM199 70V71H198ZM252 70V71H251ZM223 71V72H222ZM225 71V72H224ZM87 72V73H86ZM167 75H166V73ZM171 72V73H170ZM178 72V73H177ZM241 72V73H240ZM254 72V73H253ZM1 73V71H0ZM82 73V74H81ZM85 73V74H84ZM89 73V74H88ZM224 73V74H223ZM81 74V75H80ZM171 74V75H170ZM250 74V75H249ZM173 75V76H172ZM209 75V76H208ZM248 75V76H247ZM167 76V77H166ZM169 76V77H168ZM234 76V77H233ZM237 76H240L239 78L240 79H237L235 80V78H237ZM52 78V79H51ZM130 77L126 78L124 77L122 82L124 84H126V87H128V85H132L134 83V81L132 80V78ZM213 78V79H212ZM106 79V80H105ZM127 79V80H126ZM171 79V80H170ZM177 79V80H176ZM244 79H245V83H244ZM132 80V82H131ZM170 80V81H169ZM241 82H240V81ZM125 81V82H124ZM218 81V82H217ZM226 81V82H225ZM237 81V82H236ZM75 82V83H74ZM96 82V83H95ZM108 82V83H107ZM130 82V83H129ZM98 83V84H97ZM103 83L104 86H103ZM171 83V84H170ZM244 83V84H243ZM196 84V85H195ZM201 86H200V85ZM242 84V85H241ZM177 85L181 86V87H178L179 89H177ZM195 85V86H194ZM72 86V87H71ZM75 86V88L73 87ZM198 86V88H197ZM200 86V87H199ZM242 86V87H243ZM207 87V88H206ZM217 87V88H216ZM221 87V88H220ZM230 87V88H229ZM258 87V88H257ZM49 90H48V89ZM53 88V87H52ZM52 88L50 89V87H46L45 88V91H50V92H54L56 95L57 94H61V90H52ZM80 88V89H79ZM184 88V89H182ZM194 90H193V89ZM197 88V89H196ZM200 88V89H199ZM210 88V89H209ZM47 89V90H46ZM54 89V88H53ZM85 89V90H84ZM128 89V88H127ZM125 89V90H127ZM196 89V90H195ZM254 89V90H253ZM258 89V90H257ZM87 90V91H86ZM137 90L139 92H137ZM174 90V92H173ZM177 90V92H176ZM261 93H260V91ZM47 91V92H48ZM70 91V90H69ZM87 92V93H86ZM89 92V93H88ZM137 92V93H136ZM169 92V93H168ZM245 92V91H244ZM251 92L253 94H251ZM256 92V93H255ZM70 93V92H69ZM86 93V94H85ZM189 93H193L191 96ZM53 94V93H52ZM53 94V95H55ZM89 94V96H88ZM144 94V95H143ZM164 94V95H163ZM205 98H203L204 96ZM95 95V96H94ZM146 95V97H145ZM161 95V96H160ZM197 95V96H196ZM203 97H202V96ZM258 95V96H257ZM262 95V96H261ZM156 96V97H155ZM167 96V97H166ZM173 96V97H172ZM25 97V96H24ZM154 97V98H153ZM187 97H190V98H187ZM254 97H257L254 98ZM259 97V98H258ZM100 100H99V99ZM173 98V99H172ZM175 98V99H174ZM193 98V99H192ZM199 98V99H198ZM24 99V100H23ZM74 99V97H73ZM23 100V101H22ZM72 100V98H71ZM76 100V104H74V102L71 103V106H68L64 108V106H60L58 105V107L56 106L54 108L55 111L53 112H56V111H63V110H66V109H71V110H76V107L80 106L78 105L80 103V100L79 102L77 103V99L75 98ZM179 100V101H178ZM184 100V101H183ZM197 102H196V101ZM32 101L33 103H35L33 100H30ZM73 101V100H72ZM98 101V102H97ZM102 101V103H101ZM159 101V102H158ZM181 101V102H180ZM190 101V102H189ZM257 103H256V102ZM21 102L22 105L23 104H27V100H25V98H22L21 99ZM26 102V103H25ZM89 102V103H88ZM187 102V103H186ZM195 104H194V103ZM255 102V103H254ZM220 103V104H219ZM194 104V105H193ZM183 105V106H182ZM212 105V106H211ZM88 106V107H87ZM119 106V107H118ZM77 107V108H78ZM87 107V108H86ZM111 107V108H110ZM123 107V108H122ZM214 107V108H213ZM24 108V107H23ZM57 108V110H56ZM62 110H61V109ZM152 110V111H151ZM140 111V112H139ZM28 112V111H27ZM142 112V113H141ZM241 112V113H239ZM146 113V114H145ZM149 113V114H148ZM175 113V114H174ZM228 113V114H227ZM234 113V114H233ZM237 113V114H236ZM245 115H243V114ZM145 114V115H144ZM236 114V115H235ZM243 115V116H242ZM248 115V117H247ZM255 115V116H254ZM258 115V116H257ZM233 117V118H232ZM235 117V118H236ZM240 117V118H239ZM247 117V118H245ZM254 119H253V118ZM252 118V119H251ZM226 119V118H225ZM249 119H251L252 121H250ZM258 119V120H257ZM239 122H238V121ZM244 120H247L244 121ZM248 120L251 122L249 123ZM256 120V121H255ZM226 121V120H225ZM241 121H243L241 123ZM212 125H210L209 124ZM202 123V124H201ZM236 123H239L236 124ZM204 124V125H203ZM180 125V126H179ZM182 125V127H181ZM256 125L258 127H256ZM191 126V127H190ZM262 126V127H261ZM225 127V128H224ZM243 127V128H242ZM192 128V130H191ZM246 128V130L244 129ZM256 128V129H255ZM185 129V130H184ZM189 129V130H188ZM197 129V130H196ZM242 129V130H241ZM103 130L105 132H113V129H110V128H107L105 125H104V128ZM198 130H200L198 132ZM194 131V133H193ZM202 131V133H201ZM263 131V132H262ZM192 132V133H191ZM196 132V134H195ZM209 132V133H208ZM211 132V134H210ZM258 132V133H257ZM115 133V131H114ZM164 132H158L157 134H160V135H163ZM174 133V134H173ZM214 133V134H213ZM242 133V134H241ZM260 133V134H259ZM117 134V133H115ZM167 134V135H168ZM173 134V135H172ZM181 134V135H180ZM189 134V135H188ZM204 134V135H203ZM206 134V135H205ZM229 134V135H228ZM119 135V134H117ZM215 135V136H213ZM218 135V136H217ZM246 135V136H244ZM165 136V135H164ZM222 136V137H221ZM241 136V137H240ZM1 137V136H0ZM120 138L121 140V135L117 136ZM138 136L135 135V138L136 140H139V138H137ZM200 137V138H198ZM207 137V138H206ZM210 137H211V140H210ZM221 139H220V138ZM236 137V138H235ZM60 141L61 140H64L66 143L67 142V139L66 137H62V136H58L57 137ZM64 138V139H63ZM89 138V137H88ZM88 138H85L87 140L86 141V144H87V147L89 145V147L87 149H90L92 148L93 150H96V146L94 145V142H91V139L88 140ZM174 138V139H175ZM248 138V139H246ZM1 139V138H0ZM173 139V140H174ZM213 139V140H212ZM224 141L225 144H221L220 146V143H217L218 141L220 140ZM183 140H180V141H183ZM10 142L12 144L9 145L8 142ZM0 140V160L3 161L5 159H9L10 161H14L16 163V166L18 171H22L21 175L23 174V178L24 180H26L27 182H29L30 178H35L37 179V175H36V172H34L35 170L30 167L31 165H29V163H31V161H33L34 157L32 156V154L30 152H25L22 148H20V143H17L14 139H10V140ZM179 141V142H180ZM208 141V142H207ZM214 141V142H213ZM243 141H245L243 143ZM122 142V141H121ZM250 142V140H249ZM90 143V144H89ZM217 143V144H216ZM222 143V142H221ZM203 144V145H202ZM207 144V145H206ZM219 144V145H218ZM231 144V145H230ZM239 144V145H238ZM185 145V147H184ZM206 145V146H205ZM228 145V146H227ZM242 145V146H241ZM15 146L19 147L21 149V151L23 152L22 154V158H19L18 155H17V151L15 149ZM92 146V147H91ZM123 146V145H122ZM225 146V150L223 151L224 147ZM233 146V147H232ZM239 146V147H238ZM68 147V146H67ZM94 147V148H93ZM114 149H113V148ZM120 147V148H119ZM125 147V146H124ZM207 147V148H206ZM209 147V149H208ZM229 147V148H228ZM238 147V148H237ZM241 147L243 149H241ZM256 147V148H255ZM96 148V149H95ZM197 148V149H196ZM206 150H204V149ZM212 148V149H211ZM220 148H222L220 150ZM15 149V150H14ZM19 149V150H20ZM106 150L104 149H99V153H100V157L102 158L101 161L99 160L100 164L103 165V167L101 166L100 169L103 173H105L106 175L108 174L109 176V179L112 181V185H108L107 187L105 188H102L103 190H105V194L108 195L110 194L114 200L116 202H118V204H120L123 208L127 207L128 208V211L130 210H134L133 206L135 203L139 202L140 203H145V201L147 203H154L153 205L151 204L150 206L152 208H154L155 211H160V212H163V213H166V214H169L170 217H171V221L174 222L175 226H178V227H175L178 228L180 231H183L187 226L191 225L194 229H197L196 227L199 228L198 224H202V223H205L206 226L209 224V226L211 225H214L216 227V230L217 231H220V229L223 227L224 223H227V221L224 219V217H212V218H209L208 213L206 216H202L203 215V212L200 211V210H190V208L188 206H192L193 207V204H191L189 202V199L190 201L193 202L192 198L194 199L195 202H197V204H208L211 205L210 207H212V210L213 213L212 215L214 214H218L220 213L219 215H222V214H230L229 212H227L226 208H225V205H224V202H221V201H218L217 197H215L213 199L212 196H207V195H203L201 197L198 196L197 192L194 190L195 187L193 185H191L189 182L187 183V181L183 182V183H179L184 189L185 191H188L190 196L192 194V198H181L179 197L178 195L176 196V194H173L172 192H169L167 190H164V189H161L157 186V183L155 181H153L154 179L150 180V179H145L144 180V183L143 181H138V179L135 177L133 178L131 175L129 174H125V167L121 166L119 169V171L116 173L115 168L111 167L110 165H108V159H111V158H114V159H119L121 160L120 163L122 164L123 161H125L124 159H126V161L128 162H134L135 164L137 165H140V162H141V165L149 170H152L153 173H154V177L153 178H166L165 176H161L160 172L157 170V169H150V166H148L146 163L143 162V160L141 159V155L139 154H136L137 152L135 150H132V148H129V149H125V148H121V146L119 145H112L111 148H105ZM116 149V150H115ZM125 149V150H124ZM200 149V150H199ZM207 149L210 151L208 152ZM211 149V150H210ZM231 149H234V151H231ZM109 150H112V151H109ZM128 150V152H127ZM132 150V151H130ZM146 150V151H145ZM227 150L229 152H227ZM237 150V152H236ZM239 150V151H238ZM242 150V151H240ZM248 150V151H247ZM252 150V151H251ZM105 153H104V152ZM106 151H109V152H106ZM115 151V153L113 152ZM123 151V152H122ZM147 152V153H150L151 151V148L148 149V147L146 146H143V149H142V152ZM214 151H219V158L217 159L218 161H214L212 160L211 161V158L209 155H206V154H209V153H212ZM222 153H221V152ZM263 151V152H262ZM7 152V153H6ZM57 152L58 153H64V151H62L61 149H57ZM201 154H200V153ZM230 157H228V154ZM232 152V154H231ZM242 154H241V153ZM75 152H73V150L70 148V146L68 147V149L66 150V156H71V158H76L77 159V156L76 153L74 154ZM126 153V154H125ZM183 154V152H181ZM238 153V154H237ZM241 155H240V154ZM245 153H249V154H253L252 156H254L255 154V157L254 160H250L249 158H247L246 155H244ZM255 153V154H254ZM25 154V155H24ZM29 154V155H28ZM199 154V155H198ZM6 155V156H5ZM184 155V154H183ZM202 155V156H201ZM223 155V156H221ZM233 155V156H232ZM10 156V157H9ZM27 156V157H26ZM30 156V157H29ZM76 156V157H75ZM105 158H103V157ZM200 156V157H198ZM233 158H232V157ZM235 156V157H234ZM260 156H262V160L259 158ZM108 157V158H107ZM228 157V158H227ZM240 157V158H238ZM260 160L259 163H258V159ZM11 158V159H10ZM29 160H27V159ZM107 158V159H106ZM187 158V157H186ZM227 158V159H226ZM232 160H231V159ZM236 158V159H234ZM243 158V160H242ZM17 162H16V160ZM24 159V160H23ZM33 159V160H32ZM90 158L89 159V162L87 159H81L79 156H78V159L77 161L78 162H83L84 163V168L83 170L79 169V170H71L73 171V173L75 172L76 174L78 175H85L87 176V173H92L93 172V168L95 166V162H97L96 159H92ZM229 159V160H228ZM256 159V160H255ZM23 160V161H22ZM27 160V162H26ZM139 160V161H138ZM188 160V158H187ZM235 160V161H234ZM249 160V161H248ZM22 161V163H20ZM106 161V162H105ZM192 161V160H191ZM191 161H188L191 165H194L195 168L197 167V164H195V162H191ZM202 161V162H201ZM214 161V162H213ZM252 161V162H251ZM255 161V162H253ZM139 162V163H138ZM124 163V162H123ZM253 164V165H250ZM257 163V164H256ZM224 164V165H223ZM230 164V165H229ZM262 164V165H261ZM29 165V166H28ZM223 165V166H221ZM229 165V166H228ZM249 167H248V166ZM255 165V167H254ZM256 165L259 166L258 168H256ZM211 166V165H210ZM252 166V167H250ZM98 167V166H96ZM219 167V168H217ZM221 167V168H220ZM247 167V169H246ZM261 167V170L262 172H260L261 170H259V168ZM86 168V169H85ZM92 168V169H91ZM108 168L110 171H108ZM223 168V169H222ZM230 168V169H229ZM263 168V169H262ZM121 169V170H120ZM222 169V171H221ZM250 169H252L250 171ZM124 170V171H123ZM247 170V171H246ZM255 170V171H253ZM91 171V172H90ZM157 171V172H156ZM200 171V170H199ZM210 171V172H209ZM228 171V172H227ZM250 171V173L248 172ZM200 172V173H201ZM247 172V173H246ZM253 172V173H252ZM257 174H256V173ZM260 172V173H259ZM27 173V175H26ZM80 173V174H79ZM124 173V174H123ZM218 173H221L223 174L222 176H219ZM236 173V172H235ZM119 174V175H118ZM207 174V175H206ZM220 174V175H221ZM248 174V175H247ZM252 174H255V175H252ZM20 175V176H21ZM121 175V176H120ZM127 175V176H126ZM202 175V176H201ZM231 175V176H230ZM250 175V176H249ZM131 176V177H130ZM254 176V177H253ZM29 177V178H28ZM253 177V178H252ZM124 178H131L129 181L132 183H130L128 180L124 179ZM133 178V179H132ZM124 179V180H123ZM255 179H257V184L260 186V188L262 190H264V173L261 174V176H257L255 177ZM126 180V181H125ZM233 180V181H232ZM248 181L246 182L247 185L252 181ZM262 182H261V181ZM37 181V180H36ZM91 181V180H90ZM128 182V184H131L133 185V188H136L138 187L140 192L138 193L137 190L134 191V189H128L125 185H123L125 182ZM137 181V182H136ZM255 181H253L254 183H256ZM260 181V182H259ZM60 182H62V180H60ZM142 182V183H141ZM216 182V183H215ZM142 184V186L140 184ZM262 183V184H260ZM143 184H145V187L143 186ZM0 187H3V188H6L8 189L6 186L4 187V185L2 183H0ZM107 185V184H106ZM154 185V186H153ZM219 185V186H218ZM115 186V187H114ZM117 186V187H116ZM143 187V188H142ZM252 186L250 187H246V189L249 191L248 193H246L243 197L246 199V198H252L251 196H254V191L251 189ZM119 188V189H118ZM186 188H189V189H186ZM234 188V190H233ZM237 188V189H235ZM111 189V190H110ZM115 189V190H114ZM148 189V191L150 193H148L147 191H144ZM160 189V190H159ZM38 190V191H37ZM69 191V190H67ZM110 191V192H109ZM237 191V192H236ZM41 188L38 189L37 188H31L29 189L28 191V194L27 195H19V201H20V207L19 209H15L13 205H10V206H4L5 203H1L0 204V213H4L8 214V218L11 219V223L12 224H7L5 225L3 220L0 219V225L2 224V226L4 227V229L2 228V226H0V232L2 231V233H0L2 236H4L5 232V236L7 237H12L13 240H17L16 244H18L19 246V250H21L19 252V256L20 259L22 261L25 260L26 263L28 264H46L47 261L48 263L47 264H100V260L97 262V259L95 258V255L96 252H93L90 247L88 246L87 249L89 252L86 251V247H84L85 245H83L82 243V240H81V235H80V228H82V226L80 225H83L81 224V219H80V216L81 214L79 213L80 212V209L75 206H72L70 205L69 203H67L66 201H64L63 199V195L60 197V199H57L56 197H54V193L52 195V193L50 192H44L43 195H41ZM108 192V193H107ZM120 192V193H119ZM48 193V194H47ZM125 193V195H124ZM158 193V194H156ZM51 194V195H50ZM139 194V195H138ZM250 194V195H249ZM252 194V195H251ZM162 195V196H161ZM235 195V196H234ZM248 195V196H247ZM27 196V197H25ZM137 196V197H136ZM158 196V197H157ZM25 199H23V198ZM154 197L157 198L154 199ZM162 199H166V201H170L172 199L173 202H175L176 204H179V209H172V208H166L162 201L160 200L161 198ZM242 197V198H243ZM144 198V199H143ZM160 198V199H158ZM261 199L264 200V195H262L260 197ZM23 199V200H22ZM32 199V200H31ZM137 199V200H136ZM141 199V200H140ZM185 199V200H184ZM129 200V201H128ZM150 201V202H149ZM161 203H160V202ZM199 201V202H198ZM134 202V204H133ZM140 203L138 205H140ZM40 204V205H39ZM172 204V202H171ZM191 204V205H190ZM234 204V203H233ZM42 205V206H41ZM67 205H70V206H67ZM136 205V204H135ZM198 205V206H199ZM235 205V204H234ZM2 206V207H1ZM11 207V208H10ZM13 207V208H12ZM36 207V208H34ZM49 207V208H48ZM53 207V208H52ZM52 208V209H51ZM93 208V207H92ZM31 209V210H30ZM251 210L248 209L247 213H253L251 215H254V213L256 214V211L253 210L252 208H250ZM13 210V211H12ZM46 210V211H45ZM93 210V209H92ZM91 212H94V210ZM180 210V211H179ZM247 210V209H246ZM18 211V212H17ZM39 211V212H38ZM129 211V212H130ZM158 211V212H159ZM6 212V213H5ZM124 211L123 214H125L126 216L129 215L130 213ZM134 212H137L138 214H140L142 216V213L138 210L135 209ZM202 212V213H201ZM210 212V211H208ZM45 213V214H44ZM198 213V214H197ZM11 214V215H10ZM17 215V216H16ZM49 215V216H48ZM174 215V216H173ZM176 216V217H175ZM189 216V217H188ZM231 216V215H229ZM112 217V219H111ZM114 216L113 215H110V216H107L105 215V217L99 215V219L100 220H97V221H100L103 222L105 224L107 230L106 231H110V235H108L106 233L104 237L105 239L104 240H108L107 241V244H108V247L106 248H110L109 252H108V249H104L101 245V249L104 251L103 253H108L110 255V257L108 256V262H111V263H105V264H124V263H128V264H149V263H152V264H167L165 263L163 260V258L160 260L159 257H156L154 256L151 251H149V249H145L143 248L142 245H138L136 244L131 238L127 237L126 236V232L123 231L122 228H120L119 224L115 221V219L113 218ZM192 217V218H191ZM108 218V219H107ZM190 218V219H189ZM49 219V221H48ZM110 219L113 221H110ZM222 219V220H221ZM260 222L263 224L264 223V213L262 215V218L260 217L259 218ZM262 219V220H261ZM92 220V219H91ZM89 219V223L90 225L87 226V228L89 229L90 231V228L91 230L94 228L95 230L94 231H97V232H102L100 231V225L97 221H94L93 220L91 221ZM184 221L183 223L184 224H187L185 227L182 226L183 224L180 223L179 225V222L178 221ZM190 220V221H189ZM193 220V221H192ZM220 220V221H219ZM170 221V220H169ZM188 221V222H187ZM195 221H199L198 224L195 222ZM210 221V222H209ZM2 222V223H1ZM79 222V223H78ZM29 223V224H28ZM94 223V224H93ZM117 223V224H116ZM189 223V224H188ZM231 225L230 226H235L237 228L240 229V223L239 221H237V219H233V221L230 222ZM93 224V225H92ZM113 224L115 227H113ZM13 225V227H12ZM22 225V226H21ZM78 225V226H77ZM203 225V224H202ZM218 225V226H217ZM220 225V226H219ZM84 226V225H83ZM99 226V228H98ZM119 226V227H118ZM181 226V227H180ZM209 226H208V229H206L205 231V234L206 233H209V232H214L212 229H209ZM226 226H228V224H226ZM264 228V224L262 225ZM13 229L12 232H15L18 229H20L22 231V234L19 235V236H15V233L12 234V232L10 233V231H8V229ZM9 227H12V228H9ZM21 227V228H20ZM23 227V228H22ZM35 227V228H34ZM38 227V228H36ZM96 227V228H95ZM180 227V228H179ZM16 228V229H15ZM219 228V229H218ZM2 229V230H1ZM15 229V231H14ZM65 229L67 231H65ZM98 229V230H97ZM119 229L118 231L115 230ZM122 229V230H121ZM149 229V228H148ZM230 229V228H229ZM6 230V231H5ZM30 230V231H29ZM113 230V231H112ZM124 232H121V231ZM150 230V229H149ZM204 232V229H200L199 231H202ZM8 231V233H7ZM27 231V232H26ZM79 231V232H78ZM153 231V232H152ZM171 231H174V230H171ZM52 232V233H51ZM104 232V233H105ZM121 232V233H120ZM242 234H245L244 230H241ZM17 233V232H16ZM34 233L37 235H41L42 233H45L47 234L48 233V237L51 238L52 242L51 243H47V242H42L41 240H39L38 238L34 237ZM40 233V234H39ZM51 233V234H49ZM103 233V235H104ZM53 234V235H52ZM113 234V235H112ZM0 235V237H2ZM10 235V236H9ZM123 235V236H122ZM151 235L153 236H156L165 241L164 243L167 245H169V242L170 241H174L175 243H177L175 240H173L171 238L170 235H168L167 233H164L162 231H156L155 230H151ZM34 237V238H33ZM76 237V238H75ZM214 237H218L219 238V235H217L216 233H214ZM27 238V239H26ZM36 238V239H35ZM54 238H56L54 240ZM79 238V239H78ZM118 239L117 241L115 240ZM120 238V240H119ZM30 239V240H29ZM38 239V240H37ZM58 239V241H57ZM132 241H131V240ZM1 240V239H0ZM28 240V241H27ZM54 240V242H53ZM170 240V241H169ZM113 241V242H112ZM262 241L264 242V239H262ZM261 241V242H262ZM1 242V241H0ZM19 242V243H18ZM33 242V243H32ZM58 242V243H57ZM60 242V243H59ZM109 242V243H108ZM119 242V243H118ZM262 242V243H263ZM33 245H32V244ZM56 243V244H55ZM122 243L124 245H122ZM131 243V244H130ZM258 243V244H253L251 243V241H249V244H248V254L247 253H242V252H237L238 250H235L236 248H233L231 246V244H228V242L226 244L219 247V250L222 251L220 252V259L221 261L222 260H225L226 258H229L230 256V263H233V264H264V243ZM15 244V245H16ZM26 244V245H25ZM39 244V245H38ZM62 244V245H60ZM113 244V245H112ZM14 245V246H15ZM112 245V246H111ZM122 247H120V246ZM135 245V246H134ZM221 245H222V242H221ZM230 245V246H229ZM34 246V247H33ZM38 246V247H37ZM64 246V247H63ZM123 246L125 247V250L123 249ZM165 246V247H166ZM262 246V247H261ZM41 247V248H40ZM43 247V248H42ZM46 247V248H45ZM133 247V248H132ZM259 247V249H258ZM263 248L261 250V248ZM13 248V247H12ZM130 248V250L128 249ZM52 249V250H51ZM113 249V250H112ZM120 249V250H119ZM146 250L147 251V256L145 258V256H143L144 254L141 253L140 251H143V250ZM3 245L0 243V264H8V262H10L11 264L13 263V260L11 256H3L1 253H3ZM50 250V251H49ZM67 250V252H66ZM85 250V251H84ZM116 250V251H115ZM129 250V251H128ZM136 250V251H135ZM165 250V251H164ZM169 248H162V251L164 252H168L169 253ZM229 252L231 253V255H229L228 253V256L229 257H225L223 256V253L225 252ZM3 251V252H1ZM55 251V252H53ZM106 251V252H105ZM100 252V251H99ZM112 252V253H111ZM114 252V253H113ZM121 252V253H120ZM140 252V253H139ZM225 252V253H226ZM90 253V254H89ZM116 253V254H115ZM139 253V254H138ZM253 253V254H252ZM48 254V255H47ZM68 254V255H67ZM112 254V255H111ZM137 254V255H136ZM140 254H141V257H140ZM143 254V255H142ZM234 254V255H233ZM249 254L251 255V257L249 256ZM139 255V256H138ZM164 255V254H162ZM238 255V256H237ZM248 255V256H247ZM22 256V257H21ZM43 256V257H42ZM61 256V257H60ZM112 260H109V258H112ZM255 256V257H254ZM41 257V258H40ZM59 257V258H58ZM25 258V259H23ZM64 258V259H63ZM96 261H94L95 259ZM116 258V259H115ZM121 258L124 259V262L121 263L120 260H122ZM141 258H144L143 260ZM159 258V259H158ZM165 258V257H164ZM179 258H183L185 259V256L184 254L181 252L179 254ZM239 258V259H238ZM257 258V260H260L259 263L257 262V260H255ZM40 259V261H39ZM66 259V260H65ZM78 259V260H76ZM126 259V260H125ZM180 259V260H181ZM182 259V260H183ZM244 259V260H243ZM54 260V261H53ZM115 260H117V262H114ZM21 261V262H22ZM79 261V262H78ZM90 261V262H89ZM134 261V262H133ZM154 261V262H153ZM229 261V260H228ZM247 261V262H246ZM45 262V263H43ZM55 262V263H54ZM114 262V263H113ZM191 262V263H190ZM102 264V262H101ZM188 264H201V262L199 261V263H194L193 260H188Z\"/></svg>",
	"mask_w": 264,
	"mask_h": 264
}]
</instances>
